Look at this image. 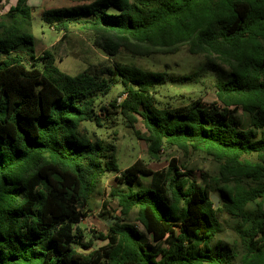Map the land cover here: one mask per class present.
Listing matches in <instances>:
<instances>
[{
	"label": "trees",
	"instance_id": "obj_1",
	"mask_svg": "<svg viewBox=\"0 0 264 264\" xmlns=\"http://www.w3.org/2000/svg\"><path fill=\"white\" fill-rule=\"evenodd\" d=\"M70 1L79 4L42 13L62 37L78 29L107 57L183 47L215 77L216 102L162 104L155 87L166 71L106 58L75 75L61 72L49 50L35 56L31 8L16 0L0 15V264H234L236 254L211 245L218 213L235 220L237 263L264 264V0ZM116 84L124 98L104 102ZM115 114L131 127L140 116L146 134L135 133L149 159L174 147L210 157L218 171L207 192L175 158L161 170L136 160L117 181L138 188L112 187L109 196L123 220L135 210L153 244L137 224L116 218L93 235L106 243L83 253L91 240L82 242L78 224L105 174L119 171L116 144L96 133Z\"/></svg>",
	"mask_w": 264,
	"mask_h": 264
},
{
	"label": "rangeland",
	"instance_id": "obj_2",
	"mask_svg": "<svg viewBox=\"0 0 264 264\" xmlns=\"http://www.w3.org/2000/svg\"><path fill=\"white\" fill-rule=\"evenodd\" d=\"M16 0H1L0 15L14 5ZM31 8L30 13V32L34 39L35 56L41 55L44 50H49L54 57V66L61 72L68 75H75L83 71L88 65L94 64L100 58H106L112 61L122 62L124 64L141 67L148 70L166 71L168 80L160 85H156V96L164 103L179 105L188 103L191 98L201 97V103L210 106L216 102L214 90L210 83L215 79L209 73L202 74L200 71V57L188 54L183 47L170 54L155 53L149 56H133L124 51H119L113 56H105L100 50L91 45L88 36L78 29H73L67 35L62 37V32L52 30L42 19V13L48 9L71 7L78 5V2L70 0H27ZM108 12H116L113 6H107ZM3 56V55H2ZM31 62V59H27ZM190 77H187L189 76ZM120 84L114 85L108 94L104 97L107 102L112 97H117L119 103L125 96L117 94L121 91ZM240 120L244 119L241 111H238ZM115 121L107 122L104 127L96 129L97 134L104 136L106 140L116 144V162L119 167L117 173L108 172L101 180L100 184L94 190L88 204V216L78 225L83 232L82 242L91 240L88 248L79 247L81 250L89 251L106 243L105 240L94 238L98 232L105 234L111 223L122 219L134 224H139L135 220V210L130 212L129 216L123 220L119 207L115 199L109 196L110 189L116 187L120 190H136L138 184L120 183L117 177L121 175L128 166L136 160L141 161L151 170L166 169L168 160L175 158L179 164V171L187 173L189 179H195L196 183L202 187L207 185L205 181H210L212 176L217 174V163L210 157L199 152H182L174 147L161 151L158 161L149 159L147 155V146L144 140L137 137L145 135L146 130L142 124L140 116L136 115V122L132 127L125 123L124 119L115 114ZM193 177V178H192ZM149 176H140L139 183L143 186L149 184ZM210 193V192H209ZM217 193H210V197H216ZM211 199V198H210ZM264 204V198L260 199ZM219 204L214 203V207ZM220 229L215 239L211 242L212 248H218L221 252L231 251L236 254L234 264L240 259L242 253L241 239L235 228V220L224 213H218ZM237 222V221H236ZM142 233L141 240L153 244L151 237L145 233L143 228L138 225ZM95 231V233L93 232Z\"/></svg>",
	"mask_w": 264,
	"mask_h": 264
},
{
	"label": "water",
	"instance_id": "obj_3",
	"mask_svg": "<svg viewBox=\"0 0 264 264\" xmlns=\"http://www.w3.org/2000/svg\"><path fill=\"white\" fill-rule=\"evenodd\" d=\"M210 198H211V200H212L214 203L217 202V199H218V198H216L215 196H214V197H210ZM78 250L81 251V252H83V253H88L89 251H91V249H90L89 251H85V250H81L80 248H78Z\"/></svg>",
	"mask_w": 264,
	"mask_h": 264
},
{
	"label": "built area",
	"instance_id": "obj_4",
	"mask_svg": "<svg viewBox=\"0 0 264 264\" xmlns=\"http://www.w3.org/2000/svg\"><path fill=\"white\" fill-rule=\"evenodd\" d=\"M137 225H139V224H137ZM138 228H139V226H138ZM140 229V228H139Z\"/></svg>",
	"mask_w": 264,
	"mask_h": 264
}]
</instances>
